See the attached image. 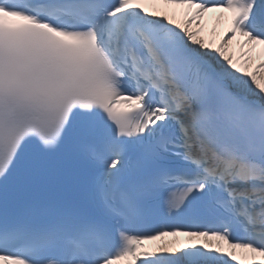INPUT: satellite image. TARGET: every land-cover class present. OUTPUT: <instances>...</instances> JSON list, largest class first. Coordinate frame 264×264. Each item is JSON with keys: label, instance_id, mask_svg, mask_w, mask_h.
Segmentation results:
<instances>
[{"label": "snow or ice", "instance_id": "6c2138e0", "mask_svg": "<svg viewBox=\"0 0 264 264\" xmlns=\"http://www.w3.org/2000/svg\"><path fill=\"white\" fill-rule=\"evenodd\" d=\"M125 260L264 264V0H0V264Z\"/></svg>", "mask_w": 264, "mask_h": 264}]
</instances>
